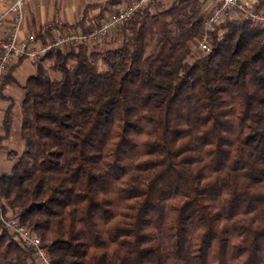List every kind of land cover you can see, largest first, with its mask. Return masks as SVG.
Listing matches in <instances>:
<instances>
[{
	"label": "trees",
	"instance_id": "trees-1",
	"mask_svg": "<svg viewBox=\"0 0 264 264\" xmlns=\"http://www.w3.org/2000/svg\"><path fill=\"white\" fill-rule=\"evenodd\" d=\"M118 4L59 29L88 32ZM209 15L203 0H152L115 48L52 52L23 84L12 73L25 59L9 70L24 149L7 154L0 204L51 264H264V27L208 31ZM0 264H37L1 222Z\"/></svg>",
	"mask_w": 264,
	"mask_h": 264
},
{
	"label": "built area",
	"instance_id": "built-area-1",
	"mask_svg": "<svg viewBox=\"0 0 264 264\" xmlns=\"http://www.w3.org/2000/svg\"><path fill=\"white\" fill-rule=\"evenodd\" d=\"M31 0H8V9L0 13V25L8 21L10 30L0 42V112L3 84L11 67L20 59L36 61L55 51H62L69 47L97 43L122 28L137 12L149 6L152 0H131L125 4H118L114 12L103 20L101 24L88 32L64 30L54 25H47L43 33L52 29L53 37L42 39L37 34L22 35L24 11ZM210 15L205 22V29L213 30L228 19L247 18L258 27H264V11H256L241 0H203ZM207 37L201 44L203 51L209 52ZM0 222L19 239L22 244L31 248L37 264H51L48 249L43 246L41 239L22 226L18 219L3 213L0 204Z\"/></svg>",
	"mask_w": 264,
	"mask_h": 264
},
{
	"label": "crops",
	"instance_id": "crops-1",
	"mask_svg": "<svg viewBox=\"0 0 264 264\" xmlns=\"http://www.w3.org/2000/svg\"><path fill=\"white\" fill-rule=\"evenodd\" d=\"M109 0H31L26 4L24 11V22L22 26V35L26 34H37L43 33L44 28L47 25L60 26H71L80 22L84 10L89 5H104ZM131 0H119V3L125 4ZM248 5L254 4L256 0H241ZM116 7V6H115ZM8 9V0H0V13L6 12ZM115 9V8H114ZM208 11V9L205 7ZM100 14V9L92 10L90 16L95 17ZM10 25L8 21L0 25V42L5 38ZM18 62V61H17ZM15 62V64L17 63ZM14 64V65H15ZM35 73L34 61L25 59L12 73L13 78L20 84H23L30 76ZM6 99H2L1 112H0V137L3 135L2 120L5 111L10 106L11 102H14V124L12 129V137L9 140L2 141L0 144V155L2 154V148L5 145H19V130L18 134H14V127L18 122L21 123L20 115V103L22 101L23 92L20 87L12 82L4 90L3 94ZM9 148L7 155L11 151ZM17 152V151H16ZM7 163L11 161L7 157Z\"/></svg>",
	"mask_w": 264,
	"mask_h": 264
},
{
	"label": "rangeland",
	"instance_id": "rangeland-1",
	"mask_svg": "<svg viewBox=\"0 0 264 264\" xmlns=\"http://www.w3.org/2000/svg\"><path fill=\"white\" fill-rule=\"evenodd\" d=\"M174 0H163L164 4L166 6H169L170 4H172ZM117 30L115 32H113L110 36L98 41L97 43H90L88 45H90L91 49H95V50H99V51H103V50H107V49H111V48H115L116 46H118V42H117ZM51 64L50 61L46 62L45 65L46 67H49ZM20 128V122H18V124H16V126L14 127V134L17 135L18 134V130ZM19 145H5L2 150V154L0 155V175H3L5 173L10 172L11 167H12V162L7 163V155H5L9 148H11L10 150H15L19 153L23 152L24 146L22 144V142L19 140Z\"/></svg>",
	"mask_w": 264,
	"mask_h": 264
}]
</instances>
